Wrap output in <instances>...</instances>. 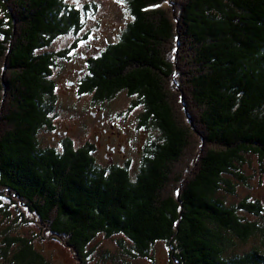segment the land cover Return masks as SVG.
Segmentation results:
<instances>
[{
	"label": "trees",
	"instance_id": "16d2710c",
	"mask_svg": "<svg viewBox=\"0 0 264 264\" xmlns=\"http://www.w3.org/2000/svg\"><path fill=\"white\" fill-rule=\"evenodd\" d=\"M128 5L133 23L89 59L79 94L106 102L125 92L145 107L141 124L161 139L134 178L129 162L99 167L95 145L64 139L58 151L38 139L53 127V70L69 50L45 52L82 29L81 10L0 0V218L9 200L80 258L96 236L119 235L134 257L166 242L172 264H264V226L241 214L263 220V204L227 200L251 181L249 158L264 164V0ZM258 237L250 253H230ZM5 243L19 246V264H48L25 240Z\"/></svg>",
	"mask_w": 264,
	"mask_h": 264
},
{
	"label": "rangeland",
	"instance_id": "374dc122",
	"mask_svg": "<svg viewBox=\"0 0 264 264\" xmlns=\"http://www.w3.org/2000/svg\"><path fill=\"white\" fill-rule=\"evenodd\" d=\"M68 5L81 10L82 29L57 38L45 53L69 52L58 59L53 70L52 81L56 84L57 104L51 115L53 127L41 130L39 140L43 148L62 150L63 140L70 139L76 149L86 143L97 146L95 153L99 167L124 166L131 163L133 178L139 173L142 157L152 141L160 142L159 131L141 124L145 107L137 97L119 93L115 98L103 102L97 95H80V86L89 74V59L103 53L133 23L128 0H65ZM166 4L164 8H168ZM88 8V9H86ZM0 18L3 14L0 13ZM138 102V106L135 105ZM246 174L251 181L242 186L238 194L230 197V205H238L244 199L261 201L264 207V164L257 158H249ZM9 217L0 218V264H19L14 256L19 246L5 243L9 239L25 240L48 264H172V251L166 242L152 249L150 258L137 255L129 240L119 235L107 238L98 235L86 247L85 257L80 258L62 239L49 235V231L33 216H23L9 200ZM229 205V206H230ZM249 222L264 226V218L256 219L241 213ZM261 220V221H260ZM261 238L248 244L238 243L232 253L243 255L260 246ZM15 248V250H14ZM6 254V255H5Z\"/></svg>",
	"mask_w": 264,
	"mask_h": 264
}]
</instances>
